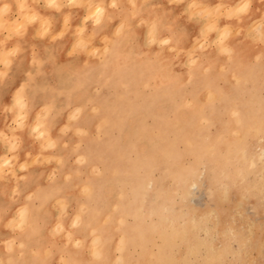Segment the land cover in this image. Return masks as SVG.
Instances as JSON below:
<instances>
[{"label": "rangeland", "instance_id": "rangeland-1", "mask_svg": "<svg viewBox=\"0 0 264 264\" xmlns=\"http://www.w3.org/2000/svg\"><path fill=\"white\" fill-rule=\"evenodd\" d=\"M44 1L50 9H61L60 4ZM115 3L113 0L114 15L105 6L98 21L94 13L90 15L91 10L86 12L85 0H69V6L80 7L77 28L71 29L66 15L61 31L52 38L65 33L77 37L69 53L82 57L79 72L87 67L93 70L84 83L74 72L54 73L52 101L45 103L47 106L41 104L29 111L20 100L15 127L28 128L42 149L49 150L33 160L51 166L47 174L50 183L41 186L45 189L59 184L65 197L39 195L42 187L37 185V194L33 190L20 200L16 217L5 222L1 234L0 264H67V258L78 250L84 259L93 260L91 236L87 234L76 244L72 235L75 226L71 225L77 207L81 205L79 209L85 213L82 204L89 195L85 190L89 179L100 182L102 199L88 205L87 212L110 201L129 203L132 210L125 214L124 224L116 212L110 219L97 216L99 225L111 235L109 264H126L118 263V232L121 226L136 222V214L137 221L143 220L149 230L138 234L137 245L124 249L133 264H170L166 254L175 255L176 264H264V156L253 158L252 165L243 155V149L254 153L258 144L264 143V36L258 30L264 20L245 28H222L215 23L216 31L212 21L189 23L186 8L175 22L159 24L156 16L140 17L134 9L130 18L125 17ZM22 8L16 14L21 18ZM9 11L0 8V16ZM193 11L201 19L209 15L202 9ZM29 20L34 21L32 16ZM43 25L49 27V20H43ZM165 36L170 39L162 40ZM115 40L120 42L118 48L103 68ZM236 51L241 61L238 69L247 75L243 79L228 67ZM126 67L132 68L135 78L128 90L119 81L115 85L108 80L111 71L121 73ZM192 74L197 80L194 84ZM211 89L222 91L212 94ZM221 96L230 102L226 105ZM101 101H111L109 117L97 108ZM75 105L81 106L78 113ZM240 106L253 118V127L245 133L238 132L230 110ZM211 108L214 120H207L204 115ZM80 123L82 130L75 127ZM158 130L162 132L159 136ZM51 139H55L54 144ZM89 143L103 164L110 163L106 178H101L100 164L97 171L87 172V162L78 159V152ZM143 150L152 157L150 161ZM162 202L169 204L166 214L174 218L176 228L180 232L186 228L185 234L171 236L169 245L164 238L171 233L168 220L164 223L162 218L148 217L149 210ZM25 207L27 211L22 212ZM34 214L32 230L30 218Z\"/></svg>", "mask_w": 264, "mask_h": 264}, {"label": "crops", "instance_id": "crops-1", "mask_svg": "<svg viewBox=\"0 0 264 264\" xmlns=\"http://www.w3.org/2000/svg\"><path fill=\"white\" fill-rule=\"evenodd\" d=\"M101 1L104 8L106 6L108 12L114 15L113 0ZM115 1V6L125 17L130 18L134 9L140 17L156 16L159 24L175 22L174 18H178L185 8L188 22L195 25L212 21L220 26L230 24L228 26L241 25L245 28L264 20V0H241V3L244 2L239 3L238 9L236 5L240 0ZM60 2L61 9L56 11L48 8L44 0H0V8L7 5L10 10L0 16V239L5 232V222L16 217L20 200L25 199L33 190L37 194V185L41 189V185L50 183L47 174L51 166L33 162L36 156L45 155L49 150L42 149L28 128L15 127L14 118L17 117L20 100L29 111L51 102L50 89L54 86V73L78 71L82 63L78 53H69L77 37L65 33L62 37L52 38L61 31L67 14L71 29L79 23L80 7L69 6V0ZM96 2L99 3V0ZM23 6L26 8H22L25 15L21 10L23 17L16 16L18 9ZM229 7L237 11L233 9L229 12ZM194 9H203L209 15L201 19ZM36 12L39 13L37 19ZM29 13H36L33 14L35 17L32 15V20H36L30 21ZM229 14H232L231 17H228ZM109 18L112 15L109 14ZM42 19H50L49 27L43 25Z\"/></svg>", "mask_w": 264, "mask_h": 264}, {"label": "bare ground", "instance_id": "bare-ground-1", "mask_svg": "<svg viewBox=\"0 0 264 264\" xmlns=\"http://www.w3.org/2000/svg\"><path fill=\"white\" fill-rule=\"evenodd\" d=\"M65 1V0H64ZM73 1V0H72ZM86 1V5H87V7L89 8V9H87L86 10V12L88 11V10H91L90 11V15H92V13H94V17L99 21L100 20V18H101V15L103 14V12L105 11V8H104V5H103V2L101 1V0H99V3L98 2H96V0H85ZM129 1V0H128ZM195 1V0H194ZM193 1V2H194ZM244 1H246V0H244ZM243 1V2H244ZM247 1H249V0H247ZM17 2V1H16ZM46 2L47 3H51V4H60L61 2H60V0H46ZM60 2V3H59ZM188 2V1H187ZM236 2V1H235ZM242 2V3H243ZM239 3H241V0L238 2V4L236 5V8L238 9V6H240V4ZM241 3V4H242ZM45 5H47L46 3H45ZM64 5V4H63ZM86 5H84V6H86ZM17 6V5H16ZM49 6V5H48ZM59 6H62V5H59ZM186 6V5H185ZM200 6V5H199ZM230 6V5H229ZM232 6H233V4H232ZM23 8H24V6H23ZM234 8H232L231 7V9H230V7H229V9H227L228 11L230 10V11H232ZM248 9V8H247ZM19 10V9H18ZM23 10H26V8H24ZM22 10V11H23ZM84 10V9H83ZM203 10V9H202ZM234 10H236V9H234ZM233 10V11H234ZM32 11V10H31ZM30 11V12H31ZM229 11V12H230ZM237 11V10H236ZM28 12V11H27ZM203 12H206V11H203ZM1 13V12H0ZM23 13H26L25 11H23ZM32 13V12H31ZM31 13H29L30 15H31ZM37 13V14H36ZM36 13H33V14H36L35 16L36 17H39L38 15H39V13L38 12H36ZM234 13V15L236 16V14H235V12H233ZM232 13V14H233ZM32 14V15H33ZM232 14H229L228 15V17L230 16L231 17V15ZM25 15V14H24ZM31 15V16H32ZM41 15V14H40ZM66 15V14H65ZM68 15V14H67ZM233 15V16H234ZM34 15H33V17H35ZM25 17V16H24ZM30 17V16H29ZM14 19V18H13ZM34 19V18H33ZM14 20H16V19H14ZM14 20H13V22H14ZM23 20V19H22ZM43 20V19H42ZM50 20V19H49ZM17 21V20H16ZM20 21V20H19ZM3 22H5V21H3ZM12 22V21H11ZM51 22V21H50ZM263 23H264V21H263ZM262 23V24H263ZM69 24V23H68ZM122 24V23H121ZM216 24H217V22H216ZM13 25V24H12ZM118 25V24H117ZM119 25H120V23H119ZM218 25V24H217ZM223 25V24H222ZM228 25H230V24H228ZM227 24L225 25L226 26V28H227V26H228ZM6 26H7V24H6ZM40 26H42V25H40ZM127 26V25H126ZM130 26V25H129ZM149 26V25H148ZM214 26H215V23H214ZM225 26H222V28L224 27L225 28ZM51 27V26H50ZM62 28V27H61ZM75 28H77V26L75 27ZM215 28H216V31H217V28L218 27H216L215 26ZM229 28H231V26H229ZM25 29V28H24ZM221 29V28H220ZM77 30V29H76ZM226 30V29H225ZM231 30V29H230ZM259 31H260V36L263 38V36H264V26H260L259 27V29H258ZM115 31V30H114ZM220 32L222 31V30H219ZM21 32V31H20ZM40 32V31H39ZM116 32V31H115ZM220 34V33H219ZM8 35V34H7ZM147 35V34H146ZM145 35V36H146ZM11 36V35H10ZM93 36H94V34H93ZM170 36H165L162 40H168V39H170L169 38ZM258 37H259V35H258ZM258 37H256V39L258 38ZM260 37V38H261ZM149 39V38H148ZM218 39H220V38H218ZM253 39V38H252ZM220 41V40H219ZM89 43H90V41H89ZM119 43L120 42H118V41H114L113 43H112V45H111V49H110V53H109V55L107 56V58H105V61H104V63L102 64V67L104 68H106L107 66H108V64H109V62H108V60H109V58H110V56H111V54L113 53V51H115L117 48H118V45H119ZM90 46V45H89ZM91 46H92V44H91ZM98 46H96V48H97ZM94 48V47H93ZM103 48V47H102ZM106 48V47H105ZM107 48H109V47H107ZM180 48V47H179ZM178 48V49H179ZM71 49V48H70ZM89 49H92V48H89ZM88 49V50H89ZM100 49H101V47H100ZM104 49V48H103ZM88 50H85V52L86 51H88ZM102 50V49H101ZM2 51V50H1ZM99 51V50H98ZM232 51H233V49H232ZM87 53V52H86ZM237 53H238V51H236V53H235V55L233 56V58L230 60V62H229V64H228V67H229V69L233 72V74L235 75V76H237V77H240V78H246V74L244 73H242L239 69H238V66L241 64V61H240V59L238 58L237 59ZM257 53H259V52H257ZM87 54H89V53H87ZM91 54H93V53H91ZM256 54V53H255ZM260 54V53H259ZM99 55V54H98ZM258 54H256V55H254V56H257ZM261 55V54H260ZM109 57V58H108ZM260 57V56H259ZM86 60V59H85ZM84 60V61H85ZM244 65V63H242V66ZM93 70V68L92 67H87V68H85V69H83L81 72H79V71H75L74 73L76 74V76L78 77L77 79H80L79 81H82L83 82V80L84 81H86V79L88 78L87 77V74L90 72V71H92ZM132 68H124L123 70H122V72L121 73H117V72H115V71H111V73H110V76H108V80H112V82H114V84L116 85V83L119 81L120 82V84H122V85H124L125 86V89L126 90H128L130 87H132V83L135 81V78H134V74L132 73ZM101 75V74H100ZM80 77V78H79ZM191 84H194L193 83V81L196 83L197 82V80L196 79H194L193 78V74H192V76H191ZM194 79V80H193ZM248 79V78H247ZM105 80H107V79H105ZM111 80H110V82H111ZM81 83V82H80ZM79 83V84H80ZM84 83V82H83ZM106 83V82H105ZM82 84V83H81ZM75 86H78V83H77V85H75ZM209 90V89H208ZM222 90H217V89H211V92H212V94H218V93H220ZM26 97V96H25ZM224 97H227V95L226 94H224ZM224 97H220V98H222L221 99V101L223 102H226V105L230 102V99L228 98V100H226L225 101V99H224ZM191 98H195V95H191ZM187 99V98H186ZM191 101V100H190ZM110 103H111V101L109 102L108 101V103H106V102H98L97 103V108H99V109H102L101 110V112L102 113H105V115L107 114V117H109V115H111V111H112V107H111V105H110ZM12 105H14V104H12ZM44 105H46V104H44ZM43 105V106H44ZM68 105V104H67ZM226 105H225V107H226ZM47 106V105H46ZM75 106H77V105H75ZM75 106H74V109H75ZM10 107V106H9ZM48 108V107H47ZM50 109H51V107H49ZM12 109V108H11ZM72 108H70V110H71ZM80 109H81V106H77L76 107V109H75V112H77L78 113V111H80ZM40 110V109H39ZM38 110V111H39ZM43 110V109H42ZM69 110V109H68ZM67 110V111H68ZM231 111H232V113L235 115V122H236V125H237V128H238V132H241V133H245V131H247L250 127H253V122H250L251 121V119H253L252 118V116H250L249 114L250 113H248V111H247V109L245 108V107H232L231 109H230ZM10 111V110H9ZM15 111H17V110H15ZM36 111V113H37V110H35ZM46 111V110H45ZM39 113V112H38ZM46 113V112H45ZM212 113H214V110H213V108H211V109H209V113H207L206 115H204V117L207 119V120H209V119H211V120H214L213 118H214V115H212ZM22 114V113H21ZM27 114V113H26ZM70 115H69V117H71V111H70V113H69ZM36 115V114H35ZM43 115V114H42ZM67 115V114H66ZM73 116H77V115H73ZM34 117V116H33ZM32 117V118H33ZM36 117V116H35ZM67 117V116H66ZM69 117H68V119H69ZM26 118H27V115H26ZM26 118H25V120H26ZM74 119H75V117H73ZM255 120H256V122H258L257 123V128L258 129H260L261 128V122L259 121V119H260V117L257 115V116H255ZM15 119V118H14ZM67 120V119H66ZM68 121V120H67ZM23 122H25V121H23ZM63 124V123H62ZM256 124V123H255ZM63 125H66V126H69V124L67 125V123L66 124H63ZM23 127V126H22ZM36 127H37V129H39V125L37 124L36 125ZM63 127V126H62ZM75 127H76V129H78V130H82V128H83V124L82 123H80V124H76L75 125ZM46 128V127H45ZM46 130H48V128H46ZM237 130V129H236ZM261 130V129H260ZM58 131H59V129H58ZM146 131V130H145ZM48 132V131H47ZM161 131L160 130H158V136L159 135H161ZM144 135H145V133H144ZM52 140V139H51ZM54 142H55V139H53L52 140V144H54ZM9 147V146H8ZM151 147H154V144L151 142ZM235 148V147H234ZM247 151L245 150V149H243V155H244V157H245V159L246 160H249V161H251V163H253L252 165H254V161L252 162V159L253 158H255V157H257V158H261V157H263L264 156V143H259L258 144V146H257V150H256V152H249V154H248V152L246 153ZM58 153V152H57ZM143 153H144V155H146L147 156V158L149 159V161L151 160V156H150V154H147V152L145 151V150H143ZM55 156V155H54ZM77 156H78V159H79V161H85V162H87V168H86V170H87V172H93V171H97L98 170V168H99V164L102 166V170H103V177H101L102 179L105 177L106 178V176H108L109 174H107L108 173V168H109V166H110V163H109V161H108V163H106V164H103V161L102 160H100V158L98 157V155H97V153H96V150L94 149V145L92 144V143H89V144H87L85 147H83L79 152H78V154H77ZM61 157V156H60ZM62 160V159H61ZM148 161V162H149ZM262 161V163L264 162V160H261ZM61 162V161H60ZM250 163V164H251ZM264 167L262 166V169H263ZM100 169V168H99ZM109 170H110V168H109ZM240 172V171H239ZM185 174V173H184ZM87 179H89V177H86ZM243 178V177H242ZM147 183H148V185H150V184H152V179H151V177H148L147 178ZM86 185H85V190H89L88 191V193H89V195H87L86 196V200L83 202V212H85V213H82L80 210L81 209H79V208H81V205L79 206V207H77V215H75L74 217V219L71 221V225H73V226H75V228L72 230L73 232H72V235H75V237H74V240H75V242H76V244H78V242L79 241H81L82 239H85L86 238V236H87V234H89L90 236H91V240L89 241V242H91V246H92V249L90 250V252L92 253V256H93V260H91V261H89V260H86V259H84L82 256H81V251L80 250H78L77 252H76V254L75 255H73V256H71V257H69V258H67V264H109L110 263V258H109V255H108V253H109V249H108V242H109V240H110V237H111V235H110V232L108 231V230H106L104 227H101V225H99V223H98V215L99 214H103L104 216H107L108 218L110 217V216H112V214L114 213V212H116L117 213V215L119 216V217H117L118 218V220L120 221V223H122V224H124V219H125V214L126 213H132V210L130 209V204L129 203H120V202H118V201H110V202H107V203H105L104 205L103 204H98L99 206H98V210L96 209V210H94L93 209V211H91V213L90 212H87V206L88 205H91L92 203H97V202H100V200L102 199V197L100 196L101 195V184H100V182L97 180H92V179H89L88 181H86ZM84 185V184H83ZM223 185V184H222ZM225 185H228V184H225ZM82 187V186H81ZM80 187V188H81ZM227 187V186H226ZM225 190V189H224ZM227 190V189H226ZM262 190H264L263 188H262ZM45 193V194H44ZM54 194V195H56L57 197H59V198H63V197H65V193H63V188H62V186L61 185H59V184H55V183H53V185H51V186H49V187H47V188H45L44 189V187H42V190L41 191H39V195L40 194H42V195H46V194ZM122 194H123V192H121V196H122ZM65 200V199H64ZM121 204V205H120ZM123 204H125V206L123 207ZM129 204V205H128ZM103 205V206H102ZM120 205V206H119ZM169 204H167V203H165V202H162V203H160L159 204V206L158 207H153L152 209H150L149 210V213H148V217H158L159 219L160 218H162L163 220H164V223H165V220H168V223H169V226H170V230H171V233H168V235H165V241H166V243H167V241H169V243H170V239H171V236H173V237H175V236H177V235H180L181 233H183V234H185V232H186V228L185 227H182L181 228V231L182 232H180V230L178 229V228H176V226L174 225V218H170L166 213H167V211H168V208H169V206H168ZM117 206H119V207H117ZM93 207V206H92ZM114 207H117L118 209L116 210V211H114ZM21 211L22 212H26L27 211V209H26V207L25 208H23V209H21ZM20 211V212H21ZM210 212V211H209ZM208 212V213H209ZM35 215L36 214H34V215H32V217L30 218V223L32 224L33 223V229L32 230H34V227H35ZM116 215V216H117ZM211 215V214H210ZM72 217H73V215H72ZM135 221L136 222H133V223H129V224H127V225H125V226H121L119 229V232H118V234H119V242H118V247H117V250L119 251V256H117V258H118V263H126V264H133V262H131V257H130V254H129V252H125L124 253V249L126 248V246L128 247L129 245H133V246H135V245H137L138 244V238H139V233L141 234V235H143V234H145L148 230H149V228H148V226H146V225H144V221L143 220H141V221H137V218H138V215L136 214L135 216ZM71 219V218H70ZM110 219V218H109ZM56 221H58V220H56ZM192 221H193V218H192ZM81 223V224H80ZM135 223V224H134ZM55 224V223H54ZM54 224H53V226H54ZM78 224H80L79 226H78ZM58 225L61 227L62 225H63V223H62V221H61V219H60V221H59V223H58ZM137 225H139V228H137ZM82 226V227H81ZM194 226V225H193ZM216 227H217V225H216ZM229 227V226H228ZM49 228H51V227H49ZM53 228V227H52ZM153 228V227H152ZM195 228V227H194ZM218 228V227H217ZM62 229V228H61ZM64 229V228H63ZM202 229V228H201ZM206 229V228H205ZM60 230V229H59ZM158 230V229H157ZM163 230V229H162ZM199 230V229H198ZM212 230V229H211ZM115 231H117V230H115ZM164 231V230H163ZM207 231V230H206ZM227 231V230H226ZM61 232V231H60ZM203 232V231H202ZM53 233V232H52ZM51 233V234H52ZM205 234V233H204ZM234 236V235H233ZM207 239H210V238H207ZM205 240V239H204ZM203 240V241H204ZM149 241V240H148ZM206 241V240H205ZM204 241V242H205ZM206 243V242H205ZM209 243H211V247H212V242H210L209 241ZM203 244V243H202ZM79 245V244H78ZM167 245H169L168 243H167ZM240 245V244H239ZM166 246V245H165ZM191 246V245H190ZM193 246V245H192ZM191 246V247H192ZM203 246H205V245H203ZM163 247H164V244H163ZM91 248V247H90ZM213 248V247H212ZM88 249V248H87ZM237 249H239V248H237ZM188 250L189 251H191V248L190 247H188ZM196 250L197 249H195L194 251L196 252ZM213 250V249H212ZM223 250V249H222ZM192 251H193V249H192ZM191 251V252H192ZM174 252H172V254H173ZM190 253V252H189ZM209 253H210V251H209ZM225 253H227V252H225ZM74 254V253H73ZM153 254V253H152ZM154 255V254H153ZM167 256V260L170 262V264H176V262H175V255L174 256H171V255H168V254H166ZM218 255V253L216 254V256ZM155 256V255H154ZM161 256V255H160ZM211 256V255H210ZM209 256V257H210ZM221 255H219V257H220ZM232 256H233V254H232ZM156 257V256H155ZM200 257V256H199ZM208 257V256H207ZM218 257V256H217ZM160 258V257H159ZM161 258L162 259H165L164 258V256L162 257L161 256ZM66 259V258H65ZM157 259V258H156ZM204 259V258H203ZM213 259H215V257L213 256V258L211 259V260H213ZM207 260V259H206ZM113 261H114V259H113ZM208 261V260H207ZM181 262V261H180ZM156 264V263H155ZM220 264H222V263H220Z\"/></svg>", "mask_w": 264, "mask_h": 264}, {"label": "clouds", "instance_id": "clouds-1", "mask_svg": "<svg viewBox=\"0 0 264 264\" xmlns=\"http://www.w3.org/2000/svg\"><path fill=\"white\" fill-rule=\"evenodd\" d=\"M9 9H8V6L7 5H5V7H4V11H8Z\"/></svg>", "mask_w": 264, "mask_h": 264}]
</instances>
